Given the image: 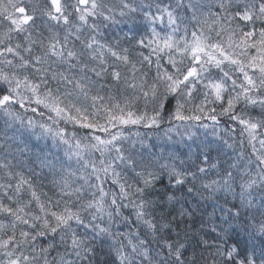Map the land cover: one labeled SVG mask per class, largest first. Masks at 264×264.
Masks as SVG:
<instances>
[{
  "label": "snow or ice",
  "instance_id": "snow-or-ice-1",
  "mask_svg": "<svg viewBox=\"0 0 264 264\" xmlns=\"http://www.w3.org/2000/svg\"><path fill=\"white\" fill-rule=\"evenodd\" d=\"M0 118V264H264V0H0Z\"/></svg>",
  "mask_w": 264,
  "mask_h": 264
},
{
  "label": "trees",
  "instance_id": "trees-1",
  "mask_svg": "<svg viewBox=\"0 0 264 264\" xmlns=\"http://www.w3.org/2000/svg\"><path fill=\"white\" fill-rule=\"evenodd\" d=\"M0 121L3 123V118H0ZM3 127H4V125H2V124L0 123V130H2ZM135 129H136V128H133V130H135ZM138 131H140V132H145V131H147V130H145V129H143V128H139ZM159 135L162 137V138L160 139V145L164 148V152H163L164 155H167V154H168V150H169V149L174 150V151H177V152H179V153H186V152L188 151V148H187V145H188V144H191L193 148H196L197 143H198V140H196V142H194V141H189V140H187V138H185L184 141H181L180 136H178L176 133H172V134H171V135L173 136V141H164L163 132H160ZM151 138H156V134L153 133ZM41 140H43V139H41ZM166 140H167V138H166ZM29 142H30V144L33 145V146H35V145H37V144H39V145L42 146V147L45 146V145L41 144L42 142H41L40 140L37 141V140L35 139V137H34V138L31 137ZM170 143H171V144H170ZM169 144H170V145H169ZM181 144H182V145H181ZM166 145H167V146H166ZM21 146H23V145H21ZM157 151H158V150H157ZM212 155H213V157H214V156H215V153L213 152ZM207 211L210 212V211H211V208L209 207V208L207 209Z\"/></svg>",
  "mask_w": 264,
  "mask_h": 264
},
{
  "label": "rangeland",
  "instance_id": "rangeland-1",
  "mask_svg": "<svg viewBox=\"0 0 264 264\" xmlns=\"http://www.w3.org/2000/svg\"><path fill=\"white\" fill-rule=\"evenodd\" d=\"M0 123H1L2 125H4V123H2L1 121H0ZM138 130H139V129H135V130H133V131H138ZM37 131H38V129H37ZM194 131L197 133V136H196L195 140L200 141V140H204V139H205V136H204V130H203V129L196 128V129H194ZM33 138H34V137H33ZM208 139H211V137L209 136ZM40 141L42 142L41 144H43V145H47L49 148H51V150H52L53 152H58V151H59L60 155H61V156L63 155V152H62L61 150L52 147V142H51L50 139H47V140L43 139V140H40ZM164 141H168V140H166V137H164ZM150 142H151V143H154V144H159V145H160V140H157L156 138H151V141H150ZM170 144H171V143H170ZM170 144H169V145H170ZM181 145H182V144H181ZM166 146H167V145H166Z\"/></svg>",
  "mask_w": 264,
  "mask_h": 264
}]
</instances>
